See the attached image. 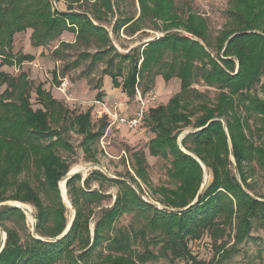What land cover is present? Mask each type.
Returning <instances> with one entry per match:
<instances>
[{"label": "trees", "instance_id": "16d2710c", "mask_svg": "<svg viewBox=\"0 0 264 264\" xmlns=\"http://www.w3.org/2000/svg\"><path fill=\"white\" fill-rule=\"evenodd\" d=\"M66 1L67 10L61 11L52 0H0L1 64L20 66L32 59L21 51H12L17 36L30 29L34 47L58 42L49 54L54 59L65 61L66 47L97 46L94 53L82 52L64 62L58 71L53 69L54 85L60 83L59 76L86 59L89 71L84 74L104 62L102 73L129 98L139 87L141 93L150 90L158 75L165 81L178 78L179 91L166 104L148 107L145 116L154 133L148 141V152L169 160L167 176L174 186L153 188L162 202L159 208L132 186L135 183L139 188L133 176L128 182L91 172L118 185L112 204L101 208L100 216L93 221L91 235L89 222L94 211L90 207L105 194L86 188L92 174L82 178L81 173H74L65 182L74 215L68 230L60 236L69 222L58 181L70 165L57 148L70 146L51 123L70 118L88 149L89 142L103 135L106 116L92 131L90 108L70 116L68 106L53 98L42 82L34 87L40 107L33 108L28 72L21 70L15 75L0 71V87L4 86L0 91V202L29 203L36 210L33 234L26 230V215L20 207L0 205V264H87L98 247L105 251L98 254L104 264H143L163 257L182 259L186 264H221L249 237L253 223L264 228V196L256 192L252 178L255 167L264 170V96L252 92L259 84L264 94V0H229L227 20L214 41L209 37L206 19L197 12L179 14L174 0H137L138 16L124 17L126 27L134 25L130 32L139 30L136 23L146 18L155 27L157 19L163 20L165 32L126 53L116 50L107 28L99 23L106 13H112L114 0H92V13L74 10L71 5L80 0ZM65 31L74 34L73 42L61 40ZM125 67L126 73L119 80ZM198 81L217 89L214 100L192 86ZM100 82L92 87L100 88ZM102 95L100 91L95 99L101 100ZM187 126L191 131L178 143ZM133 155L136 177L149 182L144 153L136 151ZM29 168L34 169L35 186L29 177L19 178ZM204 169L210 171L211 179L196 198ZM124 213L143 219V228L111 232ZM204 234L214 248L213 257L207 261L197 258L188 246L189 240H198ZM138 237L140 251L131 247ZM150 244H159L156 252Z\"/></svg>", "mask_w": 264, "mask_h": 264}, {"label": "rangeland", "instance_id": "374dc122", "mask_svg": "<svg viewBox=\"0 0 264 264\" xmlns=\"http://www.w3.org/2000/svg\"><path fill=\"white\" fill-rule=\"evenodd\" d=\"M55 0H52L53 6ZM92 0H80L78 3L71 5L74 7V10L77 12L89 11L92 13V7L90 6ZM229 6V0H174V7L179 14L186 16L188 11H195L200 14L203 18L206 19L208 26L209 37L214 41L215 36L224 26V23L227 20L226 10ZM139 14V4L137 0H114V9L112 13H106L105 19L99 21L104 27L108 30V35L110 37L111 44L116 48L117 51L121 53L128 52L132 47L140 46L141 44L162 35L164 30V25L166 24L163 20L157 19V26L155 27L149 19H144L142 22H137L139 30L130 32V29L134 25L126 27L125 18L131 16L136 18ZM125 17V18H124ZM115 25V26H114ZM134 28V27H133ZM175 31V28L171 29ZM26 33L20 34L17 36L16 43L13 48V52L23 50V53L32 57L30 63L24 62L22 65V70L27 71L29 77L32 81L30 101L33 108L40 107L36 101V95L34 92V87L39 83H43V87L51 93L52 97L58 100H63L65 105L71 110V115L73 116L78 112L86 111L88 108L91 109V130H97L98 126L103 122L101 119L103 115L106 116L105 122L107 126L104 130L103 135L94 142H89V148L86 149L83 145V134L79 133L76 130V126L71 123L70 118L59 124L51 123L53 128L59 129L60 137L63 141L70 146L66 148L59 146L57 148V153L62 156L69 163V170L77 171L81 173L82 178H86L91 175V172L98 171L103 176L110 179L124 178L128 182L130 176H133L136 182L139 185V188L135 183L132 186L139 192L140 189L141 196L157 207L162 208V202L159 201V195L153 192V188L158 187L159 185L174 186L171 180L167 176V168L169 166V160L161 156H152L148 152V141L153 137L154 133L151 131V126L149 124L148 118H144L142 123L136 128H129L124 124H113L109 125L108 116L106 115L107 109H115L120 112V114L125 116H130L135 112L136 105L138 104L136 92L133 97H128L124 92L121 91V88H117L112 84V79L107 74L102 73V68H104L105 63H97L90 72L86 67L88 59L82 60L81 64L78 67L71 68L66 71L63 75L68 79H71L70 88L74 98L66 99L65 93L62 94L55 88L51 86L50 81H45V78L52 80V75L50 70H53L52 62H50L45 54H50L51 50L55 47L49 46L41 48L42 52L39 54L37 50L31 43V30L27 29ZM185 33L184 31H180ZM101 49V48H100ZM97 50V46L94 44L85 45L78 44L71 48H64L63 54L65 57L64 60H59L58 69L64 66V62H68L76 58V56L82 52H89L90 54L94 53ZM213 54H216L211 48ZM22 52V51H21ZM38 54L40 56H38ZM108 54L105 58H107ZM39 64H35V63ZM18 66H8L1 64L0 61V71L6 73L17 74L19 72ZM127 67L123 69L122 75L118 77L119 80H122L125 75ZM49 73L48 77L46 74ZM63 80V79H62ZM101 80L100 88H93L92 86L96 83H99ZM64 81H61V83ZM261 82H264V74L261 76ZM194 88H197L201 92H205L206 96L214 100V97L217 93V89L213 87H208L204 85L201 81L195 82L192 84ZM4 86L0 87V91ZM180 81L178 78H172L169 81H165L162 76L158 75L154 78L153 86L150 90L142 92V97L149 99L147 102L148 107L156 106L158 104H166L170 97L179 91ZM61 92L67 93V87H63V90L59 89ZM141 92V87L138 88ZM102 91L103 95L101 100H96L97 94ZM253 93H257L260 96H264L263 92L260 90V85H255L252 88ZM153 97V98H151ZM69 100V101H67ZM193 101V102H197ZM195 116L192 117L194 119ZM252 121V119H250ZM250 121V122H251ZM64 127H63V126ZM62 127V128H60ZM192 127H185L179 138L187 132L191 131ZM103 138V144L100 140ZM54 139V138H52ZM144 153L147 160L146 167V176L149 182H142L139 178L136 177L134 173L135 158L134 152ZM34 169L29 168L23 171L19 178L29 177L31 183L35 186V178L33 175ZM253 182L255 184V190L257 193L264 196V170L255 167L253 171ZM211 179L210 171L204 169L203 175V186H206ZM82 183V181H80ZM59 186L62 192V200L65 204V216L67 221L70 222L71 218L74 215V209L72 206H69L68 195L66 193V186L64 180L59 181ZM86 188L89 190H95L96 192L105 194V197L100 198L99 202L93 203L90 207L94 213L91 214L89 229L90 234L93 233V221L97 219L101 214V208L109 207L113 199L115 198L116 192L118 190V185L111 183L109 180L100 179L95 175H91V179ZM44 199L43 193H40ZM16 204L19 202L14 201ZM26 204L27 211H30V215L34 218L35 223V208L32 204ZM134 213H124L122 214L113 225L111 232L124 229H139L143 228V219H137L133 215ZM33 223V224H34ZM11 223H7V226H11ZM26 230L30 233L35 234L32 229V223L29 217H26ZM146 230V229H145ZM110 232V233H111ZM5 233V232H2ZM155 235L152 233L148 236ZM3 236V234H2ZM141 238L138 237L137 242H132L131 247L135 250L140 251L142 249ZM105 244V243H104ZM188 246L192 254L197 258L202 260H210L214 255V248L211 245V241L208 236L205 234L201 236L198 240H189ZM158 245H149V248L154 252L157 251ZM105 252L102 248H96L93 255L92 261L87 264H104L101 262L99 253ZM55 264H64L58 262ZM143 264H186L184 260H173L170 261L168 258H158V259H149ZM221 264H264V228H259L253 223V227L249 233V237L240 243L237 246V250L228 255Z\"/></svg>", "mask_w": 264, "mask_h": 264}, {"label": "built area", "instance_id": "2783aa9c", "mask_svg": "<svg viewBox=\"0 0 264 264\" xmlns=\"http://www.w3.org/2000/svg\"><path fill=\"white\" fill-rule=\"evenodd\" d=\"M61 90H63L61 88ZM136 96H137V101L138 104L136 105V109L135 112L130 115V116H125L120 114V112H118V110L115 109H107L106 110V115L108 116V123L109 125H113V124H124L126 126H128L129 128H136L138 125H140L142 123V121L144 120L146 114H147V110H148V104L147 102L149 101V99H146V97H142L141 92L136 89ZM153 98V97H151ZM100 142H102L103 144V138L100 140ZM30 213V211H28ZM34 218H32L31 223H32V228H33V223H34Z\"/></svg>", "mask_w": 264, "mask_h": 264}, {"label": "crops", "instance_id": "0c3cea01", "mask_svg": "<svg viewBox=\"0 0 264 264\" xmlns=\"http://www.w3.org/2000/svg\"><path fill=\"white\" fill-rule=\"evenodd\" d=\"M54 4H55V6L59 9V10H61V11H65V10H67V4H68V2L66 1V0H55L54 1ZM26 33V32H25ZM61 40H64V41H68V42H73L74 41V34L73 33H71V32H67V31H65V32H63V34L61 35ZM58 45V42H56L55 43V45L54 46H57ZM54 46H52V47H54ZM41 48H44L43 46H40ZM40 47H34L36 50H37V52L40 54L41 52H42V50H41V48ZM22 52H23V50H21ZM38 54V56H40ZM45 57L50 61V62H52V67H54L53 69H56V71H58L59 69H58V63H59V59H54V58H52L49 54H45ZM24 62H26V63H30V61H28V60H26V61H23L22 62V64L20 65V66H18L17 68H19V71H21L22 69V65H24ZM36 65L37 64H39L38 62L37 63H35ZM16 67V66H15ZM52 70H50V72H51ZM48 75H49V73H47L46 74V77H48ZM52 75V74H51ZM30 78V77H29ZM49 79H47V78H45V81L47 82V81H50V83H51V86H52V88L53 87H55L61 94L63 93H65V97H66V99H72V98H74V96H73V93H72V89L70 88V82H71V79H68V77L66 76V78L62 75V76H59L58 77V79L60 80V83L58 84V85H54L53 83H52V80H51V78L50 77H48ZM31 79V78H30ZM63 79V80H62ZM61 81H64V82H62L61 83ZM63 87H67V93L69 92V95H67L66 94V91L65 92H61L59 89H63ZM44 88H45V86H44ZM46 89V88H45ZM47 90V89H46ZM63 94H62V96H63ZM60 101H62L63 103H64V101L63 100H61L60 99ZM67 101H69V100H67ZM65 104V103H64Z\"/></svg>", "mask_w": 264, "mask_h": 264}, {"label": "water", "instance_id": "95a60500", "mask_svg": "<svg viewBox=\"0 0 264 264\" xmlns=\"http://www.w3.org/2000/svg\"><path fill=\"white\" fill-rule=\"evenodd\" d=\"M183 137V135L179 138L178 137V143H180V140H181V138ZM182 150H184V149H182ZM185 151V150H184ZM185 152H187L188 154H191L190 152H188V151H185ZM192 155V154H191ZM203 166V165H202ZM204 167V166H203ZM74 173H77V171H72V172H70V171H68L60 180H64V183L66 182V179L68 178V177H70L71 175H73ZM59 180V181H60ZM59 181H58V186H59ZM203 182H202V184H201V186H200V189H199V191H198V193H197V195H196V198L200 195V193H201V191H202V189H203ZM59 190H60V195H61V197L63 198V196H62V192H61V189H60V186H59ZM66 201H68L67 203H69V206H72L71 205V203H70V201L67 199ZM16 202H19V201H16ZM195 201H193V202H191L189 205H187L185 208H188L190 205H192L193 203H194ZM20 204H16V203H14V201H4V202H0V205L1 204H11V205H15V206H18V207H20L22 210H23V212L25 213V215H26V217H29V219L30 220H32V216L30 215V213L27 211V206H26V204H23L22 202H19ZM72 219H73V217L71 218V220H70V222L68 223V225H67V227H66V229L64 230V232H62L61 234H60V236L61 235H63L67 230H68V228H69V226L71 225V222H72ZM3 234V236H2V239L4 240L5 239V233H2Z\"/></svg>", "mask_w": 264, "mask_h": 264}]
</instances>
